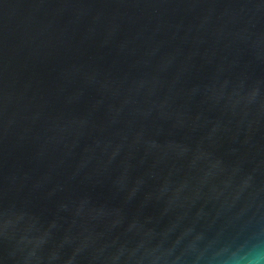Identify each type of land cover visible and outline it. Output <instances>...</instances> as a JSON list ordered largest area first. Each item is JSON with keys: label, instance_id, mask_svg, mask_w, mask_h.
<instances>
[{"label": "water", "instance_id": "1", "mask_svg": "<svg viewBox=\"0 0 264 264\" xmlns=\"http://www.w3.org/2000/svg\"><path fill=\"white\" fill-rule=\"evenodd\" d=\"M0 264H264V0H0Z\"/></svg>", "mask_w": 264, "mask_h": 264}]
</instances>
